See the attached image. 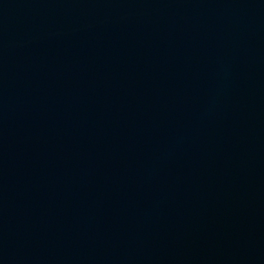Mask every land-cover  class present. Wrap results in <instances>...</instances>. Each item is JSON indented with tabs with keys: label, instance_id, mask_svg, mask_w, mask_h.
<instances>
[{
	"label": "water",
	"instance_id": "1",
	"mask_svg": "<svg viewBox=\"0 0 264 264\" xmlns=\"http://www.w3.org/2000/svg\"><path fill=\"white\" fill-rule=\"evenodd\" d=\"M0 264H264V0H0Z\"/></svg>",
	"mask_w": 264,
	"mask_h": 264
}]
</instances>
